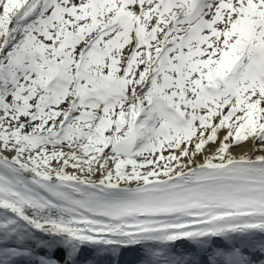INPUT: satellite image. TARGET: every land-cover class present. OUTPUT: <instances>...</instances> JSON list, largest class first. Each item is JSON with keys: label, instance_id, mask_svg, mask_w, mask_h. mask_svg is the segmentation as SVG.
Returning a JSON list of instances; mask_svg holds the SVG:
<instances>
[{"label": "snow or ice", "instance_id": "snow-or-ice-1", "mask_svg": "<svg viewBox=\"0 0 264 264\" xmlns=\"http://www.w3.org/2000/svg\"><path fill=\"white\" fill-rule=\"evenodd\" d=\"M0 264H264V0H0Z\"/></svg>", "mask_w": 264, "mask_h": 264}]
</instances>
